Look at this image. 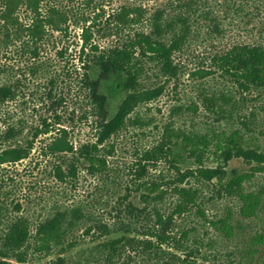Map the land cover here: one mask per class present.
Returning a JSON list of instances; mask_svg holds the SVG:
<instances>
[{
    "label": "rangeland",
    "instance_id": "rangeland-1",
    "mask_svg": "<svg viewBox=\"0 0 264 264\" xmlns=\"http://www.w3.org/2000/svg\"><path fill=\"white\" fill-rule=\"evenodd\" d=\"M132 2L142 3L154 12L158 8L171 9L178 0H44L41 7L44 14L48 13V8L55 7L66 16L67 22L61 21L60 14H54L63 29L49 27V38L39 59L33 57L29 48L32 44L26 41L27 37L18 39L15 26L6 29L0 20V68L5 69L0 79L13 75L24 80L25 93L11 107L16 122H22L25 127V140L21 143L34 142L29 158L1 167L0 234L8 215H25L38 223L57 211L79 208L81 219L63 251L57 249L50 255L32 256L24 264H56L59 258H64L65 264H106L100 262L97 250L103 242L112 239L120 242L118 246L123 252L115 263L248 264L244 259L247 241L251 235L264 232V213L256 220L242 221V232L233 239L215 230L207 220L192 214L178 221V235L181 229L189 230L190 239L197 240L190 247L197 248L201 254L198 263L196 258L182 260L184 255L176 251L174 259L168 256L154 263L142 255L140 245L128 241L130 237L141 238L140 230L149 217L137 219L127 210L131 205L137 210L143 206L138 203L140 193L136 191L132 173L135 152L154 145L169 124L195 131L240 128L255 134L264 149V89L245 90L238 82L221 74L213 61L215 55L234 44L264 45V2L212 5L216 16L219 13L217 22L202 20L192 26L184 47L175 56L180 68L177 77L164 75L153 61H144L141 84L150 92V99L140 103L130 118L139 117L145 123L134 125L131 121L111 139L116 144V153L110 157L104 173L92 174L73 153L52 149L61 140L79 147L99 138L97 119L92 115L93 104L88 99V91L78 83L84 72L80 60L83 30L95 25L109 26L112 23L110 15ZM17 16L24 25H30L34 15L21 7ZM92 30L95 32L93 39L102 48L116 42L114 38L104 37V32ZM5 32L10 36L7 37ZM52 81L56 98L66 96V102L57 104L55 109L51 106L53 98L49 95L48 108L45 96L48 83L49 92L53 88ZM109 86L102 91L109 98L111 119L117 114L126 93ZM222 93L228 99L225 115L207 111L204 96ZM44 121L49 124V133L33 139L34 130L41 129ZM245 168L242 161L236 160L231 162L229 169ZM160 170L169 182L175 177L167 175L161 167L152 173V179L159 178ZM190 183L201 190L209 221L222 217L227 207L238 210V202L217 197L211 183L191 178ZM255 184H264V177ZM236 218L240 219L238 215ZM102 224L109 226L110 233H102L99 229Z\"/></svg>",
    "mask_w": 264,
    "mask_h": 264
},
{
    "label": "trees",
    "instance_id": "trees-1",
    "mask_svg": "<svg viewBox=\"0 0 264 264\" xmlns=\"http://www.w3.org/2000/svg\"><path fill=\"white\" fill-rule=\"evenodd\" d=\"M44 0H0V20L4 28L15 26L18 39L31 42L32 55L39 59L42 47L49 38V27L62 30L61 22L54 18L60 14L55 7L42 12ZM259 2L264 0H178L170 9L158 8L151 12L142 3L132 2L123 5L112 17L109 26L95 25L84 28L83 45L80 60L83 74L79 86L88 91V99L93 104L92 115L97 119L99 138L79 147L66 140L55 143V152L73 153L79 162H83L92 174L104 173L109 167V159L116 153V144L111 139L125 129L129 122L143 125L141 118H130V114L142 102L150 99L148 90L143 89L142 77L145 72L144 61L155 62L164 75L177 77L180 71L175 62L176 54L184 47L192 26L202 20L216 23L219 13L211 9L213 5H226L237 2ZM26 7L34 15L30 25H24L17 12ZM50 13L52 15H50ZM61 21L67 18L60 14ZM134 27L136 29L134 31ZM68 29V27H66ZM104 32V37L116 39L107 48H102L93 39V33ZM132 31V33H131ZM7 37L10 33L5 32ZM216 68L226 77L238 82L249 91L264 89V45L234 44L213 58ZM5 69L0 68V74ZM49 92L46 87V102L49 108V95L53 98L51 106L63 105L66 96L54 93L55 83ZM115 87L126 93L117 114L110 119L109 98L102 90ZM24 80L13 76L0 79V171L5 164L17 163L29 158L34 142L26 145L25 127L16 122L12 103H16L25 93ZM53 91V92H52ZM55 98V99H54ZM207 111L216 115H225L227 96L225 94L205 95L203 98ZM198 109L197 106L194 107ZM249 131V130H248ZM49 133V124L44 121L41 129L34 130L33 139ZM255 134L240 128L207 129L205 131L185 130L174 124L165 126L159 140L152 146L137 150L132 164L138 203L128 213L139 218H148L142 225L140 237L128 238L129 243L140 245L142 255L148 256L154 263L161 259L184 255L181 261L196 258L201 254L190 247L197 243L190 239V231L181 229L178 235V221L195 214L210 222L215 230L228 239L242 232L241 222L256 220L264 213V184L256 186V181L264 177V149ZM242 161L245 169L230 170L231 162ZM165 168L167 175L175 177L167 180L160 170L159 178L152 179V173ZM191 179H203L213 185L219 198H228L238 202V210L227 207L224 215L209 221L203 206L202 192L190 183ZM170 201V202H169ZM240 219H237L236 216ZM81 219V210L57 211L38 223L28 216H7L0 234V264H24L37 255H50L57 249L63 251L72 230ZM180 226V225H179ZM102 233H110L109 226L102 224ZM240 230V231H239ZM118 240L103 242L97 250L100 262L115 263L122 257ZM177 257V256H176ZM177 259V258H176ZM244 259L248 264H264V232L251 235L247 241ZM133 261V260H132ZM59 258L56 264H65ZM196 262V261H195ZM200 263V262H199ZM132 264V262H131Z\"/></svg>",
    "mask_w": 264,
    "mask_h": 264
}]
</instances>
